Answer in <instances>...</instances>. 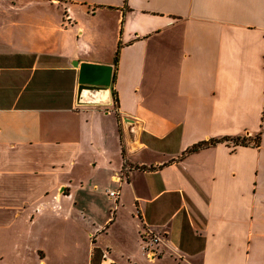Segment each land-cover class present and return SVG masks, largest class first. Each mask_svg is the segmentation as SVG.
<instances>
[{"label": "crops", "instance_id": "crops-1", "mask_svg": "<svg viewBox=\"0 0 264 264\" xmlns=\"http://www.w3.org/2000/svg\"><path fill=\"white\" fill-rule=\"evenodd\" d=\"M0 264H264V0H0Z\"/></svg>", "mask_w": 264, "mask_h": 264}, {"label": "water", "instance_id": "water-1", "mask_svg": "<svg viewBox=\"0 0 264 264\" xmlns=\"http://www.w3.org/2000/svg\"><path fill=\"white\" fill-rule=\"evenodd\" d=\"M79 64V63H75ZM113 78V66L81 63L79 75V98L87 92L92 91L107 96L108 100H104L103 104L110 102V88Z\"/></svg>", "mask_w": 264, "mask_h": 264}, {"label": "trees", "instance_id": "trees-1", "mask_svg": "<svg viewBox=\"0 0 264 264\" xmlns=\"http://www.w3.org/2000/svg\"><path fill=\"white\" fill-rule=\"evenodd\" d=\"M221 141H223V139H212V140H209V141H203V142H200V143L194 145L190 149V151H195V150H198L200 148H203V147H206V146H209L211 144H215V143L221 142ZM145 237H146V241L149 242L151 236L147 234V236H145Z\"/></svg>", "mask_w": 264, "mask_h": 264}, {"label": "built area", "instance_id": "built-area-1", "mask_svg": "<svg viewBox=\"0 0 264 264\" xmlns=\"http://www.w3.org/2000/svg\"><path fill=\"white\" fill-rule=\"evenodd\" d=\"M110 195H111L112 197H116V196H118V193H117L116 191H111V192H110ZM159 239H160V238H158V237L155 236V235L150 237V241L148 242V247H147L148 251H149V250L152 251V245H156V244H158Z\"/></svg>", "mask_w": 264, "mask_h": 264}]
</instances>
